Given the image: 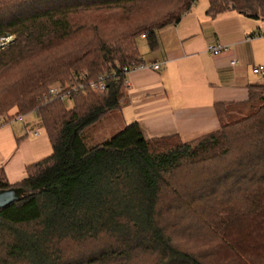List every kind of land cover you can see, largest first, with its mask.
<instances>
[{"label": "trees", "instance_id": "trees-1", "mask_svg": "<svg viewBox=\"0 0 264 264\" xmlns=\"http://www.w3.org/2000/svg\"><path fill=\"white\" fill-rule=\"evenodd\" d=\"M195 1L0 0V122L34 111L52 145L16 183L0 168V188H25L0 208V264H264V82L242 116L218 107L220 126L190 139L147 137L137 121L95 144L81 136L120 107L138 37L155 47ZM208 1L212 15L264 19V0ZM100 72L105 89L73 93L72 107L41 98L53 80ZM182 228L215 249L181 247Z\"/></svg>", "mask_w": 264, "mask_h": 264}, {"label": "crops", "instance_id": "crops-1", "mask_svg": "<svg viewBox=\"0 0 264 264\" xmlns=\"http://www.w3.org/2000/svg\"><path fill=\"white\" fill-rule=\"evenodd\" d=\"M208 6V0H196L178 21L157 30L155 47H138L142 60L157 61L158 67L144 65L125 72L124 97L116 108L123 126L137 121L147 137L177 133L190 139L220 126L218 107L238 113L251 85L264 82V75L253 71L264 64V19L236 8L212 15ZM217 43L224 45L218 53L207 49ZM37 119L42 134L23 133L27 125L36 126L35 120L24 118L22 124L13 120L17 131L7 127L0 133V168L9 183L20 181L29 163L52 151ZM9 130L20 136L5 159L9 141L4 136Z\"/></svg>", "mask_w": 264, "mask_h": 264}, {"label": "rangeland", "instance_id": "rangeland-1", "mask_svg": "<svg viewBox=\"0 0 264 264\" xmlns=\"http://www.w3.org/2000/svg\"><path fill=\"white\" fill-rule=\"evenodd\" d=\"M146 43H147L146 39L138 37L137 45L139 47V51L145 49ZM58 81L53 80L49 85L57 83ZM66 81H64V82H66ZM45 92L46 91H44L41 95V98H43V99L47 98V97H45ZM73 103H74L73 99L69 98L68 96H65V98L63 99V104L67 108L72 107ZM245 107H247V106H245ZM246 109H244L242 111H245ZM17 113L18 112H17L15 107H12L8 110V116L6 117V120H4L3 122H0V128H1L0 133L6 132L7 127H10L11 129L17 131V127L14 125V123L20 121V120L15 118ZM118 113L119 112L116 108L112 109L109 112H107L99 120H97V121L89 124L88 126H86L81 131V136H82L83 141L87 145L95 144L96 142L101 141V140L105 139L106 137L111 136L112 134L119 131L120 128L123 127V125H122V123H120L121 121H120V118H119L120 116ZM231 113H232V111H229V112L226 111L225 112L226 117H231L233 119V118H236V117L243 115V113H241V114H238V113L231 114ZM22 114H23V118L26 119V121L29 119L35 120V122H33V123H35V125H36L35 127H31V126L27 125L26 128L23 129V133L28 132V131L32 132V130H35V134L38 132L42 134V130H40V126H37V124H36V121L38 120L36 113L34 111H30V112L22 113ZM13 120H15L14 123H13ZM19 123H21V121ZM19 136H20L19 133H16L15 135H13V133L10 130L7 132V135L5 134L4 141L6 142L7 139L9 141V148L7 150H5V152L3 154V157L5 159H7V157H8L7 151L12 149V147L14 148V145L17 146L16 138ZM50 144H51V142H50ZM51 147H52V145L50 146V148ZM51 150H52V148H51ZM50 152L51 151H49L48 153H50ZM184 176L186 177L185 174H184ZM178 179H180V178L178 177ZM205 216L206 217H204V215L203 216L200 215V217L203 219L204 222H206V219H207V217H209V215H205ZM183 233H185V230L182 228L180 231V234H182V235H176L175 236V240H178L180 242L178 245H180L181 247L193 249L194 251H197V252L200 251L201 253L204 252L205 250H210L211 248L212 249L214 248L213 246L215 243H209V236L210 235L207 233H203L204 236L202 238H200L201 233L199 230L192 232L191 235L183 234ZM151 256L155 261H157V257L155 255H151ZM209 259H212V258H209Z\"/></svg>", "mask_w": 264, "mask_h": 264}, {"label": "built area", "instance_id": "built-area-1", "mask_svg": "<svg viewBox=\"0 0 264 264\" xmlns=\"http://www.w3.org/2000/svg\"><path fill=\"white\" fill-rule=\"evenodd\" d=\"M144 36V34H142ZM11 39L9 36L7 40ZM224 45L217 43V44H208L207 49L210 50L212 53H218L223 49ZM235 59H231L233 63ZM144 65H151L152 67H158V62H150L146 63L143 60L138 63H132L129 66L123 67L125 72L129 71L132 68L144 66ZM254 72H259L264 75V64H258L253 67ZM111 75L107 72H100L97 73L94 77L88 78L85 73H74L70 76V78L66 82L58 81L57 83L51 84L48 86L45 97L46 99H64L65 96L70 97L73 93L78 91H84L86 88H91L93 90H103L106 87L107 79ZM124 81L126 82L125 78ZM16 119L23 121V114H17L15 116Z\"/></svg>", "mask_w": 264, "mask_h": 264}, {"label": "water", "instance_id": "water-1", "mask_svg": "<svg viewBox=\"0 0 264 264\" xmlns=\"http://www.w3.org/2000/svg\"><path fill=\"white\" fill-rule=\"evenodd\" d=\"M25 194V188L21 185H10L0 188V208L19 200Z\"/></svg>", "mask_w": 264, "mask_h": 264}]
</instances>
